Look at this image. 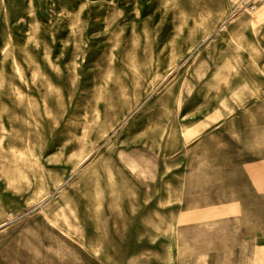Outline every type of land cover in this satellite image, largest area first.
<instances>
[{
  "label": "rangeland",
  "instance_id": "rangeland-1",
  "mask_svg": "<svg viewBox=\"0 0 264 264\" xmlns=\"http://www.w3.org/2000/svg\"><path fill=\"white\" fill-rule=\"evenodd\" d=\"M260 1L0 0V264H209L217 207L264 228Z\"/></svg>",
  "mask_w": 264,
  "mask_h": 264
},
{
  "label": "crops",
  "instance_id": "crops-1",
  "mask_svg": "<svg viewBox=\"0 0 264 264\" xmlns=\"http://www.w3.org/2000/svg\"><path fill=\"white\" fill-rule=\"evenodd\" d=\"M243 16L248 18V28L246 39L248 44L256 46V51L262 54L263 57L261 61H256V74L255 78L251 77L247 81V93L245 97L241 98L242 101H252L260 100L264 102V0H261L254 7V13L252 15H240L239 22L242 21ZM255 44V45H253ZM259 96V97H255ZM255 149H263V145H256ZM256 179L260 183L263 181V166L264 160L256 161ZM259 192L263 196L262 188H259ZM217 214H230L228 217H223L225 220H229L231 226L230 238L231 245L234 247L233 251L228 257H224V261L219 259V256L212 250L208 254L209 264H220L219 262H224L225 264H264V239H263V224L261 225L256 222L255 233L251 234L250 238L242 232V218L241 214L245 213L243 207H217L215 209ZM201 212V211H199ZM210 213V209L208 210ZM262 214V209L259 210ZM221 218V216L219 217ZM239 220V221H237Z\"/></svg>",
  "mask_w": 264,
  "mask_h": 264
}]
</instances>
